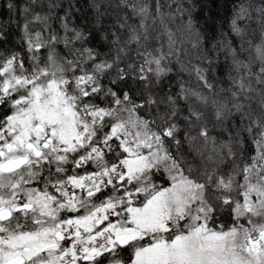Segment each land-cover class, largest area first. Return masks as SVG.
<instances>
[{"label":"snow or ice","instance_id":"6c2138e0","mask_svg":"<svg viewBox=\"0 0 264 264\" xmlns=\"http://www.w3.org/2000/svg\"><path fill=\"white\" fill-rule=\"evenodd\" d=\"M0 264H264V0H10Z\"/></svg>","mask_w":264,"mask_h":264},{"label":"trees","instance_id":"16d2710c","mask_svg":"<svg viewBox=\"0 0 264 264\" xmlns=\"http://www.w3.org/2000/svg\"><path fill=\"white\" fill-rule=\"evenodd\" d=\"M8 2H10V0H0V18L7 20L9 16H11L13 19H16L18 13L15 9L11 13H9L6 6Z\"/></svg>","mask_w":264,"mask_h":264}]
</instances>
